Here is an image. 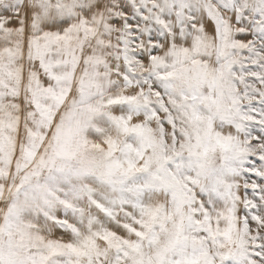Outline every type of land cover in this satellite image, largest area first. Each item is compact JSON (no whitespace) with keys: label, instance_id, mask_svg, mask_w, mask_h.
<instances>
[{"label":"snow or ice","instance_id":"6c2138e0","mask_svg":"<svg viewBox=\"0 0 264 264\" xmlns=\"http://www.w3.org/2000/svg\"><path fill=\"white\" fill-rule=\"evenodd\" d=\"M0 264H264V0H0Z\"/></svg>","mask_w":264,"mask_h":264}]
</instances>
